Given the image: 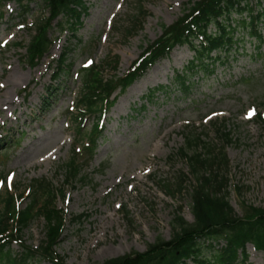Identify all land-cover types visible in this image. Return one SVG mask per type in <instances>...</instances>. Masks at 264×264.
I'll return each instance as SVG.
<instances>
[{"label": "rangeland", "instance_id": "1", "mask_svg": "<svg viewBox=\"0 0 264 264\" xmlns=\"http://www.w3.org/2000/svg\"><path fill=\"white\" fill-rule=\"evenodd\" d=\"M198 1L84 0L89 11L77 35L55 28L50 33L54 45L37 67L26 60L25 47L45 8L33 6L25 18L15 3L0 11V193L19 190L23 198L18 202L25 208L34 180L52 183L56 205L66 215L56 248L66 264H102L144 253L156 240L172 238L177 216L194 222L188 193L172 195L165 185L183 174L187 191L196 185L180 153L196 138L199 152L223 154L218 165L228 180L227 200L234 213L243 218L249 207L264 210V44L248 36L237 51L213 54L225 61L213 73L187 70L195 53L176 48L173 59L158 64L160 74H152L147 88H129L103 117L96 156L83 164L86 180L64 182L61 167L85 144L100 117L81 122L72 110L82 92L84 69L94 63L106 79L123 77L145 45L162 35L161 25L173 24L186 4ZM139 11L140 22L131 30ZM259 27L264 35V22ZM66 51L67 68L60 71L58 60ZM114 56L117 71L106 65ZM180 76L187 80V94L176 80ZM160 85L163 90H154ZM5 93L15 101L12 107L1 105ZM78 159L83 163L82 156ZM45 226L38 220L26 230L28 246L42 244ZM12 250L19 252L17 246ZM247 255V264H264L263 253L252 245Z\"/></svg>", "mask_w": 264, "mask_h": 264}, {"label": "trees", "instance_id": "2", "mask_svg": "<svg viewBox=\"0 0 264 264\" xmlns=\"http://www.w3.org/2000/svg\"><path fill=\"white\" fill-rule=\"evenodd\" d=\"M8 1H16L24 11H28L32 4L39 6L43 3L50 12L49 18H42L36 25V35L28 48V59L31 63L49 50L51 41L48 31L55 19L63 17L64 21L60 26L67 24L69 29L77 32V27L82 24V14H86L88 10L83 0H0V7ZM241 1L201 0L193 5H186L183 15L174 24L162 26L163 35L148 43L123 79H105L100 68L88 69L84 75V89L78 112H100L102 106L112 102L111 98L118 88L125 91L147 69L167 57L178 45H189L196 52V61L199 63L193 62L191 70L206 68L205 60L211 61L209 64L220 60V57L213 58L211 54L214 51L229 52L238 43L229 24L234 12L249 11L252 19L249 34L260 40L262 36L257 22L263 20L264 12L254 15L252 9L248 8V2L246 7H241ZM221 17L228 25L218 21ZM138 18L137 16L135 20ZM211 24L218 27L215 34L208 33ZM198 40L200 44L197 46L195 42ZM66 56L67 54L62 57V62ZM106 65L113 66L116 71L119 60L113 58ZM185 91L188 92V88ZM90 136L89 145L84 146L82 152L88 160L94 156L93 147L99 136L97 128ZM226 138L231 141L230 133ZM187 143L188 149L182 150L181 154L186 156L197 184L191 192L187 191V177L183 174L175 183L166 184L165 188L172 195L175 192L188 193L194 223L177 216L173 222V236L170 241L158 239L145 253H133L103 264H241L247 260L248 244H253L258 251L264 253V210L249 207L245 217H238L227 200L228 180L224 174H220L218 164L222 160L224 162V156H221L223 154L207 156L199 152V138ZM207 151L212 153V147H207ZM78 157L79 154L74 151L72 159L62 167L66 184L86 180L82 175V165L78 162ZM29 190L28 204L24 209L18 203L21 197L16 194L7 192L0 196V264H32L38 258L64 264L59 262L54 249L66 225V215L56 205V190L44 180L34 181ZM82 217H75L74 220ZM39 219L45 220L46 240L38 249H33L25 245L24 232ZM15 242L22 249L21 255H14L10 251V246ZM221 242L225 245L217 249Z\"/></svg>", "mask_w": 264, "mask_h": 264}, {"label": "bare ground", "instance_id": "3", "mask_svg": "<svg viewBox=\"0 0 264 264\" xmlns=\"http://www.w3.org/2000/svg\"><path fill=\"white\" fill-rule=\"evenodd\" d=\"M174 58V53L172 54L171 58L166 60L167 62H169L171 59ZM161 66H156L152 71L151 73L148 75V77H146L145 80H143L142 82H139L138 84L134 85L130 92L132 91H138L142 88H147L150 84V82L152 81V74L155 75V78L158 77V75L160 74V72L158 71V69H160ZM8 93H5L2 95V102H1V105L3 106V108H6V107H12L14 104H15V101H13L12 98H9L8 97Z\"/></svg>", "mask_w": 264, "mask_h": 264}]
</instances>
